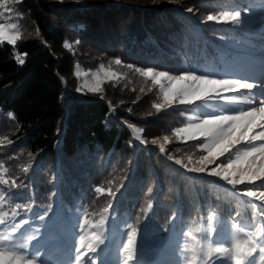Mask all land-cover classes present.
Listing matches in <instances>:
<instances>
[{"label":"trees","instance_id":"1","mask_svg":"<svg viewBox=\"0 0 264 264\" xmlns=\"http://www.w3.org/2000/svg\"><path fill=\"white\" fill-rule=\"evenodd\" d=\"M208 1H217V7L246 2ZM12 5L23 19L16 20L21 33L16 44L0 42V175L9 181L0 187L11 189L15 179L11 190L23 194L15 203L32 204L29 211L17 210L15 221L11 215L5 219L28 222L22 232L34 238L23 254L44 264H76L79 237L96 233L104 244L82 259L124 264L123 244L135 230V255L128 264H152L151 255L153 264H187L192 255L187 244L203 248L196 264H225L217 259L220 254L207 255L202 237L209 236L213 248H231L230 225L238 224L245 228L238 233L242 243L246 233H254L255 264H264V209L190 174L194 144H174L164 150L166 157L152 145L161 133L170 134L172 122L163 112L145 117L154 109L155 92L136 72L152 66L256 79L263 60L223 50L222 38L241 40L238 28L197 26L186 0H15ZM117 60L127 71L118 70L120 76L96 92L82 86L74 70L78 64L115 69ZM12 207L0 210L10 214ZM194 221L204 229L194 233L199 244L185 236ZM53 252L58 253L53 257Z\"/></svg>","mask_w":264,"mask_h":264},{"label":"snow or ice","instance_id":"2","mask_svg":"<svg viewBox=\"0 0 264 264\" xmlns=\"http://www.w3.org/2000/svg\"><path fill=\"white\" fill-rule=\"evenodd\" d=\"M0 8H4L8 13L13 11L7 8L5 4H0ZM189 11L191 10L189 9ZM4 14V12H0V17H3ZM240 17V11H233L221 13L219 19L212 15H209L207 19L209 21L217 20V22L231 21L239 24L241 23ZM19 19H23V17L20 16ZM18 29V23L9 24L0 22V42L7 41L15 45L21 35ZM16 59L21 65L25 62L20 55H17ZM116 63L119 64L120 60H117ZM128 67L131 68L132 65H128ZM136 71L145 77L151 78L154 83L161 85L164 106L171 105L177 99H179L180 104H192L195 101L210 97L212 93L233 92L238 89L252 90L254 88V84L252 83L234 79H209L207 75H196L195 73L170 75L168 72L154 71L152 68H148L147 70L137 68ZM162 81H167L166 88ZM99 88L100 85L97 82L95 85L89 86L88 91L96 92ZM222 99L230 104L248 103L253 104V106L250 110L239 111L236 115H209L201 123L189 129L180 130L186 131L189 139L206 137L208 140V143L203 145L208 154L200 157L198 165L188 170L196 173H204L208 164L213 163L219 157H224L227 163H221L218 169L213 168L208 174L221 177L233 186L247 181L250 187L243 195L264 201V191L257 193L253 190L257 187V182H259V187L264 188V99L258 101L259 107H256L253 103L255 95H245L242 98L227 96L222 97ZM157 107L159 108L161 106L157 105ZM207 107L211 108L212 105L208 104ZM257 127L262 129V131L253 133V129ZM250 133L253 134L250 135ZM256 141L261 142L259 146L254 143ZM242 142L244 143L243 150L237 149L235 151V160H233L231 156L232 149ZM152 143L157 144L159 142L153 140ZM160 151H164L163 146H161ZM226 153L229 155L226 156ZM175 163L180 164L181 162L177 160ZM24 171H27V169H24ZM8 184L9 181L0 175V185L6 186ZM16 187V181L13 179L11 189H15ZM11 189L0 187V209H3L5 204L14 203L10 214L7 211L0 210V261H3L4 264H34V261L38 257L26 256L21 251L22 249H27L30 241L34 238L33 235H24L22 232L23 225L28 222L21 220L8 224L5 223V219L9 215L15 221L18 215L17 210L23 209L24 211H29L32 208V204L30 203H15V200L23 198V194L16 193ZM5 191L8 193L7 197L5 196ZM96 191L102 192L103 189L97 188ZM260 207L264 208V204H261ZM100 223L103 224V221ZM80 227L83 229V224ZM230 227L234 230L231 248L223 246L213 248L210 243L211 238L206 234L202 237L203 241H208L206 244L208 248L207 255L211 256L213 252L220 254L217 259L224 258L225 264H227L228 259L234 261L235 264H255L253 253L256 251L257 242L252 239L254 233H246L248 240L242 243L238 233H245V228L238 224L230 225ZM17 233H20V235L17 236ZM134 236L135 230L127 235V243L123 244V250L126 255L124 264H128L135 255ZM234 237L235 239H233ZM261 243H264V241H261ZM98 244H104V240L96 233H92L90 236L87 233L81 235L79 237V247L76 249V264H94V257L82 259V256H87L89 252L93 254L97 253ZM185 247L192 252V255L186 258L187 264H196L198 254H203V248L198 251L192 244H187ZM81 249H85L86 251L82 253ZM260 252L264 253V247H261Z\"/></svg>","mask_w":264,"mask_h":264},{"label":"rangeland","instance_id":"3","mask_svg":"<svg viewBox=\"0 0 264 264\" xmlns=\"http://www.w3.org/2000/svg\"><path fill=\"white\" fill-rule=\"evenodd\" d=\"M14 1L15 0H0V4H5L7 8H10L13 10L11 13H8L5 11L4 8H0V12L5 13L3 17H0V22H6L9 24L17 23L16 20H18L19 17H17L18 10L16 9V7L13 6L14 4L12 5ZM77 1H83V0H77ZM186 2L189 3V7L187 11L189 13H192L193 15L196 14V18H197L196 25L197 26H199L201 22L202 23L207 22L211 24L214 23V24L223 25L228 28H231V27L238 28V32L239 34H241L240 41L234 38H230L229 36L226 37L225 39L222 38L224 42L223 50H225V52L228 51L233 54H243V52H245V53L250 54L251 57H257L258 58L257 61H261V60L264 61V6L261 0H246L244 6L243 5H231L233 4V2H231L230 4L231 6L229 5L230 7H225L224 5H220L222 7H217L216 6L217 1H214V5H210L208 3L209 2L208 0L207 2L205 0H186ZM189 9L191 11H189ZM233 11L241 12V17H240L241 23L236 24L231 21L217 22V20L209 21L207 19L209 15H212L219 19L221 17V13L233 12ZM199 31L203 36H205L204 30H201L200 28ZM254 32H255V35H254ZM248 38L251 39L253 42H255L257 47L248 46L249 45ZM71 46L75 48V45H71ZM78 48H79V45L77 49ZM148 68H152L154 71H165V72H168L170 75H182L185 73H195L196 75H207L209 79H234V80H239L241 82H247V83L254 84V88L252 90L238 89L237 91H233V92L212 93L210 97H206L200 101H195L192 104H180L179 99H177L171 105L164 106L161 85L154 83L151 78L146 77L149 79L147 86L149 88L153 87L155 93L151 101L152 102L151 104L154 109L147 111L145 114V117L149 115L155 116L156 113L163 112L162 115H165L164 118L166 117L167 120L169 119L171 120L172 128H173V130L169 132L170 134L161 133V135L158 138L154 139V140H157L159 143L157 144L152 143V145L158 147L159 149L161 148V146H163L164 150H166L167 148H171V146L174 144H178L180 146H184L188 142L194 144L195 154L192 158L193 161L188 159V162L191 164L193 163L194 167L198 165V161L200 157L206 156L208 154L207 150L203 147V145L208 143V140L206 137H196L193 139H189L188 133L186 131H180V130L189 129L192 126L201 123L202 120L207 118L209 115H236L238 114L239 111H248L253 106V104H248V103L230 104V103H227L224 99H222V97L237 96L238 98H242L245 95H255V100L253 103L255 104L256 107L260 106L258 101L260 99H264V66L262 67L261 74L257 76L256 79L245 78V77L237 78V77L223 76V75L210 76L208 75L207 70H204L201 72H193L188 69H185L182 72L176 73L175 71H169V70H165L161 68L159 69V68H155L152 66H145V67H141L140 69L147 70ZM74 70H75L76 75L79 77L78 79L82 86H84L85 88H88L89 86L95 85L97 82H99V85L101 88V86L105 84L107 81L111 79L116 80L120 76V74L118 73V70L127 71V66L117 64L115 65V69H114L112 67H108L104 65H99V66L93 65V66L87 67V66H81L78 64L74 66ZM132 72H134V70L130 71L129 74H132ZM162 83L164 84L166 88L167 81H162ZM100 88L98 91L101 90ZM208 104H211L212 107L211 108L207 107ZM157 105H160L161 107L158 108ZM260 131H262V129L258 127L253 129V133H258ZM253 133H250V135ZM254 143L257 146H259V143L261 142L256 141ZM243 147H244V143L242 142L240 145H236L235 148L232 149L231 156L233 160H235V151L237 149L243 150ZM164 152L165 151L161 153L164 157H166ZM166 152L168 151L166 150ZM227 155L229 154L226 153V156ZM221 163H227V160L224 157H219L218 159L214 160L213 163L208 164L206 166V170L204 173H196V172H189V173L192 174L193 176L208 179L212 182L218 183L221 186H224L226 188L228 187L234 190V193L237 196V198L248 201L254 206V208H259L261 204H264V201L257 200L255 197L250 198V197H246L243 195V193L246 192L248 188L250 187L247 181H245V183L233 186L229 184L227 181L223 180L221 177L212 176L208 174L209 172H211L213 168L218 169ZM189 168H193V167H189ZM253 190L259 193L260 191H264V188L259 187V182H257V187L254 188ZM252 221L254 220L252 219ZM57 253L58 252H56V254ZM54 256H55V252H53V257ZM0 264H4V262L0 261ZM34 264H44V263H40L35 260ZM106 264H109V262H107Z\"/></svg>","mask_w":264,"mask_h":264},{"label":"clouds","instance_id":"4","mask_svg":"<svg viewBox=\"0 0 264 264\" xmlns=\"http://www.w3.org/2000/svg\"><path fill=\"white\" fill-rule=\"evenodd\" d=\"M211 218L212 216H209V221H211ZM203 230H204L203 225L195 223L194 221V226L185 232V236L190 238V240L195 241L198 244L199 241L196 239V236L194 235V233H199V232H202ZM233 239H235V237Z\"/></svg>","mask_w":264,"mask_h":264}]
</instances>
